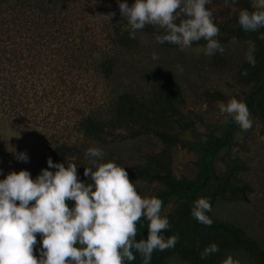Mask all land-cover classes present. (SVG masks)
I'll return each instance as SVG.
<instances>
[{
	"label": "rangeland",
	"instance_id": "1",
	"mask_svg": "<svg viewBox=\"0 0 264 264\" xmlns=\"http://www.w3.org/2000/svg\"><path fill=\"white\" fill-rule=\"evenodd\" d=\"M119 3L131 7L135 0H0V180L12 172L28 171L33 180L45 169L55 173L47 155L60 144L85 153L99 148L103 160L127 164L149 165L150 154L167 151L175 182L187 181L188 187L173 193L164 180L128 177L142 197L163 201L161 216L170 223L165 238L178 236L174 248L154 251L150 264H222L228 256L239 264H264L253 251L233 247L201 259L204 248L215 244L204 229L214 226L191 215L195 201L208 198L211 225L240 228L264 250V54L256 68L245 59L250 43L261 44L264 53L262 34L219 41L225 51L213 56L204 54L206 42L184 51L160 44L154 30L138 31L118 45L103 16L120 10ZM107 61L109 71L101 67ZM124 94L136 96L152 124L180 141L168 146L147 129L119 140L85 136L82 120L106 119ZM231 98L247 104L250 130L220 113L218 102ZM20 153L27 162L18 160ZM77 176L93 183L81 167ZM148 223L138 225L137 242L141 235L147 240ZM134 255L126 264H143Z\"/></svg>",
	"mask_w": 264,
	"mask_h": 264
},
{
	"label": "clouds",
	"instance_id": "2",
	"mask_svg": "<svg viewBox=\"0 0 264 264\" xmlns=\"http://www.w3.org/2000/svg\"><path fill=\"white\" fill-rule=\"evenodd\" d=\"M211 3L212 0H135L131 7L119 3V9L131 29L130 39L151 25L166 33L157 35L156 42H167L184 51L204 40V54L213 56L223 54L225 48L216 39L220 29L206 7ZM236 3L231 0V4ZM224 5L227 7L229 0H224ZM252 7L254 11L239 12L238 24L245 32L264 28V0H253ZM114 15L103 17L110 21ZM260 38L264 39V35ZM255 51V44L250 43L245 59L252 67L256 65ZM152 59L159 57L153 53ZM218 107L243 131L252 128L245 102L231 98L226 104L218 102ZM85 155L93 158L91 163L96 167L95 171L84 168V176L91 178V184L79 181L75 164L65 167L53 164L50 158L48 167L58 169L55 173L45 169L33 180L28 171L12 172L0 180V264H126L136 259L134 252L140 254L143 264H150L154 251L176 246L177 235H163L170 228L168 218L161 216L163 201L142 197L125 168L114 162L97 164L104 157L101 149L89 148ZM17 158L28 161L24 153ZM69 202H74V207ZM211 210L209 199L199 198L191 215L211 226L212 220L206 215ZM142 219L149 221L148 237L137 242ZM37 234L42 237L39 259L34 255ZM218 251V245L210 244L202 251L201 259ZM222 264L239 261L228 256Z\"/></svg>",
	"mask_w": 264,
	"mask_h": 264
},
{
	"label": "trees",
	"instance_id": "3",
	"mask_svg": "<svg viewBox=\"0 0 264 264\" xmlns=\"http://www.w3.org/2000/svg\"><path fill=\"white\" fill-rule=\"evenodd\" d=\"M206 7L212 11L213 21L220 29V34L216 38L218 41H228L232 40L233 38L264 34V28H261L256 32H245L238 24L239 12L242 9H248L250 12L255 10L253 9L250 0H237V3L234 5L231 4V0H229V5L227 7L224 5V0H212V3ZM112 13L115 15L112 16L110 21L108 20L112 36L116 44L124 45L128 43L130 39L131 29L127 24V20L121 16L120 10H115ZM177 24H179V20H177ZM145 30H154L157 35L161 36L166 34L164 29L153 27L151 25H147L143 30L138 31ZM201 42L206 41H199V43ZM163 44L173 45L167 42ZM255 48L256 65L255 67L251 66V68L257 67L260 57L264 54L261 49L263 48L261 44L258 43ZM101 67H103L106 71H109L110 62L107 61L102 63ZM255 75H257V73H255ZM261 82H264V80ZM141 107H143V103L140 102L136 96L124 94L117 100L112 115L110 114V116L106 119L87 116L80 124L81 131L85 136L92 139L100 140L103 136H110L119 140L121 137H123V135L134 133L139 129H147L152 131L163 143L167 144L168 146L175 145L180 141L177 134L166 130L160 125L152 124L149 116L142 112L143 110ZM261 111L264 112V107ZM164 152L165 153H163V156L150 154L152 163L149 165L143 162L127 164V162L122 158H114V160L109 162H114L117 166L125 168L128 173V177L130 178L157 181L164 180L169 184V189L173 193L181 190L183 186L188 187L190 183L187 181L175 182V179L169 170V161L165 160L167 159V151ZM47 158L48 160L50 158L53 164H65V167H67L69 164H75L77 167H81L83 169L92 168L93 171L96 170V167L91 163V159L93 158L86 157L85 152L75 145H57L49 151ZM99 163H107V160H98L97 164ZM211 226H214V228ZM211 226L209 227L213 228L214 230L204 229L206 234L203 236L208 239L210 237L211 241L218 245L219 252L225 250L228 247L243 248L248 250L250 253L253 251L255 258L264 260V250L260 249L258 243L247 236L242 229L235 228L234 226L224 223H218V228L215 225ZM142 234L144 235L146 233L142 231ZM36 238L37 244L34 248V255L39 259L40 251L42 250V237L37 234ZM140 240L146 241V238L143 239L141 235L138 238V242ZM161 258L162 257L160 256L157 259L161 260Z\"/></svg>",
	"mask_w": 264,
	"mask_h": 264
}]
</instances>
